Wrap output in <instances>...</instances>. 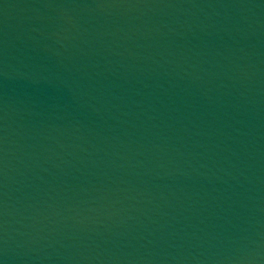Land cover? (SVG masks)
<instances>
[{"label": "water", "instance_id": "obj_1", "mask_svg": "<svg viewBox=\"0 0 264 264\" xmlns=\"http://www.w3.org/2000/svg\"><path fill=\"white\" fill-rule=\"evenodd\" d=\"M0 264H264V0H0Z\"/></svg>", "mask_w": 264, "mask_h": 264}]
</instances>
